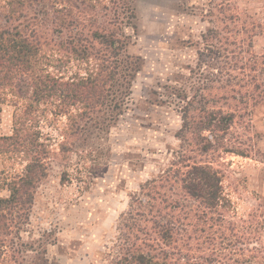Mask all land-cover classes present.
<instances>
[{
  "label": "rangeland",
  "instance_id": "1",
  "mask_svg": "<svg viewBox=\"0 0 264 264\" xmlns=\"http://www.w3.org/2000/svg\"><path fill=\"white\" fill-rule=\"evenodd\" d=\"M43 3L24 25L45 42L49 73L76 81L112 63L95 30L124 44L98 100L38 106L29 127L45 145L46 175L0 222V264H123L129 251H151L155 221L179 228V264H264V0L63 1L70 26ZM30 96L4 90L0 135L13 134ZM21 155L0 153V199L25 171ZM195 164L219 173L226 207L184 190Z\"/></svg>",
  "mask_w": 264,
  "mask_h": 264
},
{
  "label": "trees",
  "instance_id": "2",
  "mask_svg": "<svg viewBox=\"0 0 264 264\" xmlns=\"http://www.w3.org/2000/svg\"><path fill=\"white\" fill-rule=\"evenodd\" d=\"M38 1L41 0H0V112L5 89L11 87L17 94H21L24 87L31 90V101L15 115L13 134L0 135V153L19 152L22 157H26L24 160L27 161L25 171L8 183L10 195L0 199V222L13 213V210L16 209L15 212L23 210L33 201L34 191L46 175L45 145L39 141L29 127V123L35 120L38 106L42 102L57 97L62 102L74 100V102L84 103L88 99L97 98L98 100L97 88L105 85L108 80H114L118 74L113 68H118L117 55L124 44L122 38H119L117 33L115 34L109 28V33L106 32L107 28L100 29V32L95 30L92 36L102 40L101 42L109 48V52L115 54L117 60L115 58L109 65L99 64L101 71L97 72L94 77L76 81L74 79L63 80L49 73L45 68L47 63V57L43 51L45 42L39 36V31L35 28L29 29L28 24L24 25V20L29 19L28 9L34 7ZM63 1L70 0H42L43 4H47L46 2L52 4L53 22L73 25L77 19L72 9H67L66 5L59 7V3ZM117 42L120 45H116ZM79 50L78 47H73L76 55L83 57V54L88 53L87 49ZM220 115L223 119L228 117L227 120L230 122L233 120L232 114L223 115L220 112ZM187 117L188 115L185 117V127H187ZM211 122L212 120L205 122L201 128L210 127ZM182 185L188 195L206 208L226 207L229 202L224 194L221 176L209 166L192 165L183 174ZM178 205L175 204L173 207ZM155 222L157 242L145 243L146 248L151 251L141 249H136L134 252L129 251L122 257L126 261L123 264H179L180 258H185L181 251H176L181 239L177 225L172 221ZM168 247H173V249ZM186 264H190V259L186 260Z\"/></svg>",
  "mask_w": 264,
  "mask_h": 264
}]
</instances>
